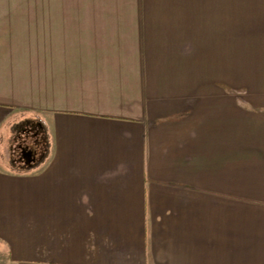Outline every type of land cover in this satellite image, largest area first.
<instances>
[{
  "label": "crops",
  "instance_id": "crops-1",
  "mask_svg": "<svg viewBox=\"0 0 264 264\" xmlns=\"http://www.w3.org/2000/svg\"><path fill=\"white\" fill-rule=\"evenodd\" d=\"M19 112L46 129L30 170L6 156ZM0 246L264 264V0H0Z\"/></svg>",
  "mask_w": 264,
  "mask_h": 264
},
{
  "label": "rangeland",
  "instance_id": "rangeland-1",
  "mask_svg": "<svg viewBox=\"0 0 264 264\" xmlns=\"http://www.w3.org/2000/svg\"><path fill=\"white\" fill-rule=\"evenodd\" d=\"M4 1H16V2H35L38 0H4ZM43 1V0H39ZM46 1V0H44ZM60 1V0H54ZM63 1V0H62ZM222 3L227 0H219ZM243 1V0H236ZM16 121L12 123V126L8 129L7 135H5V148H6V156L8 157V161L11 167L16 168L17 170H25L27 165H34L36 160H31L27 157V154L35 149V141L41 140L40 134H33L34 128L39 125V121L36 120L37 115L28 113V112H19L17 113ZM34 127V128H33ZM36 150V149H35ZM37 151H39V146L37 147ZM32 153V152H31ZM40 152L37 153V158H39ZM32 156V155H31ZM29 159V163L26 161ZM33 159V158H32ZM3 249L0 246V264L3 262Z\"/></svg>",
  "mask_w": 264,
  "mask_h": 264
},
{
  "label": "trees",
  "instance_id": "trees-1",
  "mask_svg": "<svg viewBox=\"0 0 264 264\" xmlns=\"http://www.w3.org/2000/svg\"><path fill=\"white\" fill-rule=\"evenodd\" d=\"M37 126H35L34 128V135L35 134H40L41 135V140L39 141H35V149H33L31 152L33 154L32 158L33 160H36L35 161V164L33 165H27L25 167V170H30L34 167H36L38 164L42 163L44 161V159L46 158L47 156V151H48V143H47V136H46V129H45V126L39 122V125L36 124ZM39 146V151H37V147ZM40 152L39 154V158H37V153Z\"/></svg>",
  "mask_w": 264,
  "mask_h": 264
},
{
  "label": "water",
  "instance_id": "water-1",
  "mask_svg": "<svg viewBox=\"0 0 264 264\" xmlns=\"http://www.w3.org/2000/svg\"><path fill=\"white\" fill-rule=\"evenodd\" d=\"M27 156L30 158V161H31V160L33 161V159H32V157H31V153H30V152L27 154ZM26 163H29V159L26 161Z\"/></svg>",
  "mask_w": 264,
  "mask_h": 264
},
{
  "label": "flooded vegetation",
  "instance_id": "flooded-vegetation-1",
  "mask_svg": "<svg viewBox=\"0 0 264 264\" xmlns=\"http://www.w3.org/2000/svg\"><path fill=\"white\" fill-rule=\"evenodd\" d=\"M30 153H31V151H30ZM31 155L33 156V154H32V153H31ZM32 156H31V157H32ZM27 157H28V156H27Z\"/></svg>",
  "mask_w": 264,
  "mask_h": 264
}]
</instances>
